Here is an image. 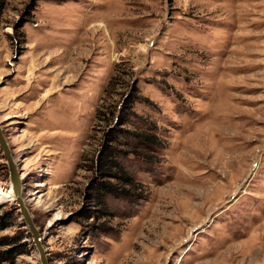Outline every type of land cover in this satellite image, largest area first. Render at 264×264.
<instances>
[{
	"label": "rangeland",
	"instance_id": "1",
	"mask_svg": "<svg viewBox=\"0 0 264 264\" xmlns=\"http://www.w3.org/2000/svg\"><path fill=\"white\" fill-rule=\"evenodd\" d=\"M0 125L48 264H264V0H0ZM0 264H40L2 194Z\"/></svg>",
	"mask_w": 264,
	"mask_h": 264
},
{
	"label": "trees",
	"instance_id": "2",
	"mask_svg": "<svg viewBox=\"0 0 264 264\" xmlns=\"http://www.w3.org/2000/svg\"><path fill=\"white\" fill-rule=\"evenodd\" d=\"M132 101L128 100L126 103H124L123 106H119L117 109L116 114L114 115V118L111 119L112 122L108 130L106 131V139L104 144L102 145V148L98 151L94 158V167L98 171L99 175L101 177L105 176H116L118 174L117 170H121L122 168L120 166V163L117 159L118 157V149L115 148V146H112L113 141L118 140V136L125 133V129L123 125L127 122L128 117L131 116L133 113L132 111ZM112 115V116H111ZM111 117H113V113H111ZM110 117V118H111ZM109 118V119H110ZM101 190H103L104 193H111L112 189H110L107 186H99ZM101 195L100 197H102ZM20 251H14V254H18Z\"/></svg>",
	"mask_w": 264,
	"mask_h": 264
},
{
	"label": "water",
	"instance_id": "3",
	"mask_svg": "<svg viewBox=\"0 0 264 264\" xmlns=\"http://www.w3.org/2000/svg\"><path fill=\"white\" fill-rule=\"evenodd\" d=\"M0 149L6 160L7 167L9 170V180H10V186L14 194V202H16L21 218L32 237V241L39 255L40 264H48L46 251L42 244L41 234L39 232L38 227L35 225L33 217L29 212L27 206L25 205L24 199L22 197V177H20L18 167L12 156L10 147L3 133L1 125H0Z\"/></svg>",
	"mask_w": 264,
	"mask_h": 264
},
{
	"label": "bare ground",
	"instance_id": "4",
	"mask_svg": "<svg viewBox=\"0 0 264 264\" xmlns=\"http://www.w3.org/2000/svg\"><path fill=\"white\" fill-rule=\"evenodd\" d=\"M0 194H2L4 197L9 198L11 201L14 202V194H13L12 188L6 191L0 188Z\"/></svg>",
	"mask_w": 264,
	"mask_h": 264
}]
</instances>
